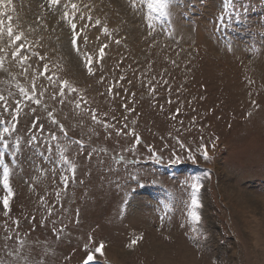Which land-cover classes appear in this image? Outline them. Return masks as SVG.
Returning <instances> with one entry per match:
<instances>
[{"label":"rangeland","instance_id":"obj_1","mask_svg":"<svg viewBox=\"0 0 264 264\" xmlns=\"http://www.w3.org/2000/svg\"><path fill=\"white\" fill-rule=\"evenodd\" d=\"M22 1L28 0H13L15 11L9 12L13 26L36 28L29 40L40 41L43 36V47L36 51L47 54L49 67L84 89L88 104L98 114L107 113L105 119L116 117L111 123L118 128L124 123L129 130L135 127L142 144L136 152H128L134 140L131 135L117 137L113 131L109 138L96 126L99 135L93 136L85 151L74 157L78 166L76 180L57 203L50 174L45 178L39 171L49 165L38 153L48 155L43 137L53 131L60 133L42 109L35 115L44 126L43 134L39 126L31 127L32 117L25 118L22 113L17 132L24 142L16 164L10 155L12 137H6L9 152L5 160L13 169L10 183L15 196L7 216L0 199V261L11 264L14 257L8 252L18 250L19 239H23L22 255L31 264H84L85 246L95 247L101 241L105 242V256L97 254L92 264H264V0H233L241 19L235 18L234 11L231 17L225 15L223 23L218 18L225 13V0H174L171 24L167 20L157 22L155 39L159 43L154 47L149 46L151 37L145 39L146 9L134 10L128 0H82L93 4L91 14L107 23L115 39L122 40L121 45L109 44L103 68L97 69L94 76L87 74L72 50L67 26H57L48 12L44 13L46 21H41V0H33L31 16L22 22ZM45 22L46 30L40 27ZM170 27L179 44L167 38ZM88 35L94 41L90 50L105 41L91 25ZM97 35L99 42H95ZM229 42L232 51L225 46ZM173 60L176 65L171 63ZM54 62L62 68H53ZM29 64L31 71L42 67L43 62L33 57ZM5 67L13 75L0 72V91L4 95L11 91L19 98L16 83L29 87L30 77L21 75L15 62L6 61ZM102 75L103 84L98 82ZM121 75L126 80L117 83L115 89L120 95L115 99L101 95ZM246 77L254 83L250 85ZM149 79L156 84L155 94L148 91ZM162 79L169 83L163 84ZM40 82L46 83L42 78ZM124 89L135 93L134 100L130 95L127 98L134 112H125L121 107ZM45 101L54 104L47 96ZM9 104L14 107L13 99ZM55 107H62L58 119L69 128V135L87 139L78 126L80 117L73 112L74 106ZM177 109L179 114L173 119ZM4 118L10 119L7 113ZM83 120L91 125L88 116ZM33 132L40 139L36 145H28ZM174 137L194 152L201 143L207 144L213 159L206 162L197 154L196 164L185 160L169 166L173 148L186 156ZM216 137L219 140L213 150L211 143ZM92 148H106L107 152L97 151L89 159ZM149 148L161 154L164 163L150 158ZM120 154L124 161L117 159ZM37 176L40 182L33 191L30 184ZM193 176L202 177L204 185L199 209L202 219L195 225L198 233L191 231L184 211V203L190 199V189L184 181ZM58 177L59 173L57 184ZM222 179L229 185L228 191L223 189ZM1 186L0 198L5 195ZM170 193L175 199L171 213L166 214L162 202L169 201ZM40 196L55 205L51 216L40 203ZM54 229L61 231L57 234ZM140 234L143 239L133 248L127 247ZM193 236L200 237L198 243Z\"/></svg>","mask_w":264,"mask_h":264},{"label":"snow or ice","instance_id":"obj_2","mask_svg":"<svg viewBox=\"0 0 264 264\" xmlns=\"http://www.w3.org/2000/svg\"><path fill=\"white\" fill-rule=\"evenodd\" d=\"M130 7L134 10H144L148 34L145 39L151 37L152 39L149 42L150 47H154L159 43L155 39V29L157 22L163 24L165 20L171 24V6L174 3V0H128ZM13 0H0V72L8 73L9 69L5 67L6 61L11 64L15 62L16 65L21 69V75L26 79L30 77V86L26 87L19 82L16 83V88L18 89L19 98H15L16 94L11 91L8 92V95H4L0 91V169H2V175H0V184L3 185L5 190V195L0 198L2 199V204L4 208V214L7 216L11 211L10 201L14 198L15 192L10 183V178L13 174V169L10 167L9 163L5 160V153L9 152V140L6 137H12V151L10 155L12 156V163H17V155L22 150V144L24 138L17 132V124L20 121L21 114L25 118L32 117L31 127L33 129L39 126V131L41 134L44 132V126L40 122V117L35 115L38 109H42L46 113L47 119L50 121L51 125H54L60 135L55 131L49 132L46 137H43V143L46 145V151L48 155H45L44 152H39L38 154L44 157L45 161L49 165L47 168L39 169L40 173L47 178L50 174L53 181L54 196L57 203L61 202L63 194L69 188L70 183L76 180L77 173V162L75 156L82 154L86 146L90 144L93 136H98L99 132L97 131L96 126H99L105 131L107 137H111L113 131L117 137H125L131 135L134 140L130 147L127 148L128 152H136L139 145L142 144V137L136 132L135 127H132L129 130V125L124 123L121 127H117L116 124L111 123V120H115L116 117H107V113L98 114L97 109L92 108L88 104V100L85 96V90L79 88L74 81H71L67 78L57 75L56 71H53L49 67V57L47 54H41V52L36 51L37 47H43V44L40 41L43 40V36L40 37V41H30L29 34L36 32V28L28 26L27 29H22L19 24L16 27L13 26V17L9 15V12H14L15 8L12 7ZM47 6V7H46ZM39 8L42 10L39 19L41 21H46L44 15L45 12L51 13L54 22L57 26L63 28L67 26L70 30V44L72 50L75 52L77 58L82 63L84 69L89 76H94L97 69L103 68V62L107 55L106 50L109 49L110 43H115L116 45H121V39H115L113 32L109 29L107 23L102 21L98 17H94L91 12L94 8V5L91 3L84 4L82 0H43V3L39 4ZM225 13H222L219 16V20L223 23L225 15L231 17V14L235 11L236 5L233 0H225L224 4ZM6 18V19H5ZM235 18L237 20L241 19L239 11H235ZM91 27L98 29V31L105 37L104 42L100 41V36L95 37V42H99L96 50H90L94 41L89 38L88 28ZM41 28L47 29L48 23L45 22L40 25ZM55 31V29H53ZM167 38L171 39L173 42L179 44V41L176 40L175 30L173 28L167 29ZM6 37V39H5ZM183 40V37L180 38ZM194 43V41H193ZM226 48L228 51H232L231 43H227ZM167 47V45H165ZM198 52V49H196ZM258 51V50H256ZM11 57L9 60L8 57ZM35 57L37 62H43L42 67H37L31 69L29 60ZM63 60V56L60 57ZM122 62V61H121ZM173 65H176V61H171ZM151 67V65H149ZM53 68L61 69L62 65L60 63L54 62ZM166 71V70H165ZM50 73V74H49ZM143 75V74H142ZM14 78V76H13ZM41 78L46 83H42ZM126 77L121 75L119 80L116 82L109 83L106 93H101V95L107 94L108 96L115 99L120 95L116 91V84L125 82ZM246 80L251 85L254 83L250 78L246 77ZM99 83H104V77L101 76ZM163 84L167 85L168 80L161 81ZM127 83L130 85L131 81L127 80ZM148 91L150 94L156 93V84L152 79L147 80ZM51 89V91H49ZM125 92V102L121 105L125 112H134V108H130L127 103L128 95H130L133 100L135 99V93H129L127 89H124ZM251 95V93H250ZM45 96L51 101L54 102L53 105H50L45 101ZM13 99L14 107L9 104V100ZM168 103H171L169 100ZM255 104V101H253ZM67 106L73 105L72 109L76 116L80 117L78 121V126L81 128V131L87 137V139H75L73 136L69 135V128L66 127L64 123L58 119V112L62 111V107L58 109L55 105ZM7 113L10 119H5L4 114ZM179 114V109L176 110V113L173 114V119ZM251 113H249V116ZM84 116H88L91 121V125H86L83 120ZM67 119V117H64ZM127 117H125V121ZM135 124V121H133ZM40 139L35 132L31 133L27 139L28 145H36L37 141ZM179 149L186 152V156H181L177 154L175 148L171 150V156L168 159L167 163L169 166L179 165L185 160L191 161L192 164L197 163V154L201 155L206 162H210L213 157L210 155L208 150V145L201 143L197 150L194 152L191 148L187 147L179 137H174ZM219 140V137H216L215 140L211 143V148L215 150L216 141ZM75 146V149H73ZM55 149V155H53ZM97 151L107 152V149H96L92 148L89 154V159L91 154ZM150 153L152 154L150 158L154 159L156 163H164V157L156 152L154 148H149ZM69 152L73 153V156L69 155ZM117 159L119 161H124L125 157L123 154H120ZM59 173V184L56 183L57 174ZM135 178V177H133ZM203 178L200 176H193L185 179L184 186L190 189V199L184 203V211L186 212L187 222L190 223L191 231L193 233H198L199 229L195 225L201 222V213L199 209L202 207L201 203V190L203 189ZM40 182V176L36 177L35 182L30 184V187L35 191V184ZM175 199L173 194H169V201L162 202L165 213H171L173 209L172 201ZM40 203L45 207L47 214L51 216L53 214V209L55 205H49L45 196H40ZM35 220V217H32ZM165 216L161 217L163 221ZM17 226L19 221L15 222ZM184 225L181 224V227ZM57 234L59 233L58 229H54ZM202 235V233L200 234ZM10 237H5L9 239ZM199 236H193L192 239L195 242H199ZM143 239V234L134 237L130 243L127 245L129 248H133L138 241ZM25 246V240L19 239V249L16 251H9L8 255L14 257L11 264H31L28 257L22 255V250ZM87 257L84 261V264H92L96 261L97 254L100 257L105 256V242H99L98 246L89 247L85 246ZM0 264H4L3 261H0ZM35 264H44L43 261H36Z\"/></svg>","mask_w":264,"mask_h":264},{"label":"bare ground","instance_id":"obj_3","mask_svg":"<svg viewBox=\"0 0 264 264\" xmlns=\"http://www.w3.org/2000/svg\"><path fill=\"white\" fill-rule=\"evenodd\" d=\"M43 0H41V2H42ZM22 2H24V1H22ZM40 2V3H41ZM39 3V4H40ZM23 4V3H22ZM33 5H34V1L33 0H28L27 2H24V8L23 9H21L20 10V12H19V17H20V20L22 21V22H26L27 20H28V17H29V15H30V13H29V10H32V8H33ZM20 6V5H19ZM21 7V6H20ZM19 7V8H20ZM47 7V6H46ZM31 16V15H30ZM30 19V18H29ZM79 63V62H78ZM221 184H222V187H223V189L225 190V191H228L229 190V185L227 186L226 184H225V180L224 179H222L221 180ZM241 203H242V201H241Z\"/></svg>","mask_w":264,"mask_h":264}]
</instances>
